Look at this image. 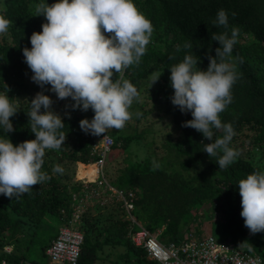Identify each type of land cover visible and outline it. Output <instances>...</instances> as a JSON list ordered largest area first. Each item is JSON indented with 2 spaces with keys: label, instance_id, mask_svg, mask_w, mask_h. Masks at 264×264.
I'll return each mask as SVG.
<instances>
[{
  "label": "trees",
  "instance_id": "1",
  "mask_svg": "<svg viewBox=\"0 0 264 264\" xmlns=\"http://www.w3.org/2000/svg\"><path fill=\"white\" fill-rule=\"evenodd\" d=\"M55 2L0 0V16L10 21L8 30L0 33V94L8 95L17 109L10 118L14 131L7 133L0 126V138H9L14 145L35 139L26 113L30 110L31 100L43 89L27 81L28 66L22 50L31 48L32 33L42 31V24L46 22L43 16H35V5ZM133 2L154 28L139 65L134 64L123 73L124 79L151 102V109L135 115L134 124L138 126L142 118L153 112L157 116L162 113L170 117L180 135L176 140L167 135L159 146L162 155L158 156L148 146L152 152L150 156L126 162L113 180H108L103 170L105 178L113 188L123 190L126 195L132 193L131 216L161 243L188 240L189 225L196 219L193 210L207 206L220 213L229 241L244 253L259 256L264 264V232L251 234L244 226L238 189L239 180L254 171H264V0ZM220 9L228 15L227 30L212 24ZM234 27L239 29V34L231 62L239 78L231 90L232 102L220 114V119L222 123L232 125L235 134L229 146L239 155L227 168L219 169L217 158L209 157L203 151L204 144L211 141L195 129L182 126L192 116L190 112L182 113L171 103L173 89L169 68L181 62L186 54H192L199 58L197 67L206 70L208 56H215V49L219 47L211 37L224 31L230 35ZM186 43H191L193 48H185ZM154 73L161 76L151 86ZM48 86L45 85L44 89ZM24 95L28 98L21 101ZM64 101L68 107L66 115H61L65 124L61 131L66 140L60 149L46 150L43 158L42 171L50 179L33 186L29 193L19 198L0 194V264H53L29 260L32 236L52 224L57 228L47 234L40 245L43 258L47 257L45 251L57 236L58 228L74 226L83 234L79 264H96L108 256L114 258L113 264H156L143 248L131 242L130 236L136 227L127 219L120 201L113 199L101 204L96 197L91 208L81 211L76 220L78 226L74 225L78 205L89 189L94 190L98 184L73 181L68 170L77 163H95L99 157L92 154L94 142L79 124L82 119L91 120L93 111L73 110L71 98ZM150 133L149 128H137L129 135L109 133L113 139L112 149L117 147L126 153L130 145L146 141L144 137ZM223 135L222 130L214 129L213 140ZM152 145L157 146L154 141H151ZM153 160L160 163L159 169L153 170ZM56 165L63 168L62 173L53 172ZM94 173V169L88 167L86 175L89 179ZM199 226L196 227V236H200ZM6 246L12 248L9 253L4 251ZM104 248L109 249L107 256L103 253Z\"/></svg>",
  "mask_w": 264,
  "mask_h": 264
},
{
  "label": "clouds",
  "instance_id": "2",
  "mask_svg": "<svg viewBox=\"0 0 264 264\" xmlns=\"http://www.w3.org/2000/svg\"><path fill=\"white\" fill-rule=\"evenodd\" d=\"M35 13L46 22L42 31L32 33L31 48L22 50L24 62L33 73L31 80L41 89L50 85L59 100L71 98L73 110L91 109L92 119L79 122L86 134L101 136L108 130H123L132 119L129 109L139 100L137 88L124 79L123 73L139 65L146 53L154 31L151 21L133 0H56L51 5L36 4ZM212 24L227 30L226 11L220 9ZM9 25L10 21L0 16V33H5ZM238 34L239 29L234 27L230 35L224 31L211 37L219 47L215 56H208L206 70L197 67L199 58L192 54L169 68L171 103L192 116L182 126L195 129L211 141L204 144L203 151L217 158L219 169L227 168L239 155L229 146L235 134L232 125L220 119L232 102L231 90L239 78L231 62ZM184 47L192 49L193 45L186 43ZM160 76L153 74L151 86ZM52 105L53 100L43 91L31 100L26 114L35 139L14 145L9 138H0V194L19 198L50 179L42 171L46 150H58L66 140L61 131L65 124ZM16 113L9 96L0 94V126L7 133L14 131L10 118ZM214 129L224 135L213 140ZM152 166L153 170L161 167L156 160ZM53 172L62 173L63 168L56 165ZM238 189L244 226L251 234L264 232V171H254L239 180Z\"/></svg>",
  "mask_w": 264,
  "mask_h": 264
},
{
  "label": "built area",
  "instance_id": "3",
  "mask_svg": "<svg viewBox=\"0 0 264 264\" xmlns=\"http://www.w3.org/2000/svg\"><path fill=\"white\" fill-rule=\"evenodd\" d=\"M104 135L107 136L104 137ZM88 136L94 142L92 154L99 157L95 162L99 173L94 182H97L98 188L108 197L123 203L127 219L136 227V230L131 233V242L143 248L150 260L156 264H263L259 256L244 253L229 240L218 242L210 234L196 236L195 231H189V239L184 242L161 243L155 235L150 234L131 216L132 193L126 195L123 190L113 188L104 176L105 158L113 146L109 131L101 136L91 134ZM98 144L100 146H97ZM97 198L101 204L107 203L101 197ZM82 243L81 231L74 226H61L45 253L53 264H79ZM4 251L9 253L11 250L8 251L5 247Z\"/></svg>",
  "mask_w": 264,
  "mask_h": 264
},
{
  "label": "rangeland",
  "instance_id": "4",
  "mask_svg": "<svg viewBox=\"0 0 264 264\" xmlns=\"http://www.w3.org/2000/svg\"><path fill=\"white\" fill-rule=\"evenodd\" d=\"M33 73L31 70L28 68V73H27V81L30 82L31 84H36L31 80V76ZM51 86H48L46 89L40 90L44 92L45 95H48L51 97L53 100V105L52 109L54 112L58 113L60 116L62 114L66 115L67 108L65 106V101L64 100H59L56 96L55 93L50 91ZM144 90V89H143ZM144 93V92H143ZM28 98L27 95H24L23 97L20 98L21 101H24ZM137 101L133 102V105L129 109V111L132 113V119H130L128 122H126L125 128L120 131L116 130H108L110 134L114 135H129L133 134L136 132V129L138 128L139 130L143 129H151V133L147 134L146 137H144V140L141 141V143L137 144L134 143L130 145L128 148V151L126 153L122 152L120 149L117 147L115 149H110V151L107 153L106 159H105V165H104V172L108 180H113L115 176L118 174V172L125 166L126 162H135L142 160L152 154V152H149L148 146L151 147V150L157 154L158 156L162 155L161 144L165 139L167 138V135L169 134L171 136L172 140H176L179 137V133L176 131L175 127L173 126L170 117L166 116L165 114L163 115L162 113L157 116L155 112L152 114L148 115L145 118H142L141 122L139 123L138 126H135L134 124V119L135 115L138 113H141L144 109L149 110L151 109V102L148 100L144 94H139V100H138V106H135V103ZM151 141H154V143L157 145L156 147L154 145L150 146ZM101 144V142H97ZM97 146H100V145ZM127 160V161H126ZM89 168H93L95 173L92 179H89L86 175V171ZM98 165L96 163L92 164H80L77 163L73 166L70 167L68 170L70 175L72 176L73 181H82V182H89V183H94L98 176ZM104 191L100 190L98 188V185L96 188L93 190L92 188L89 189V192L86 194L82 202L78 205L77 211L75 212L74 215V220L78 221L79 215L81 214V211L87 207L92 206L93 203L97 201L95 199L96 197H101L104 201L106 202H111L114 198L108 197L106 194V197H104ZM116 200V199H114ZM193 214L195 215L196 219L189 225V230L190 231H196V227L200 225L199 233L200 235H211L213 238L218 241H227L229 240V235L224 231L223 225H222V218L219 212L214 211L213 209H210L209 207L205 206L203 208H195L193 210ZM74 221V225H77V221ZM56 225L52 224L50 228L42 229L39 230L35 233L34 236H32V241L30 242V259H37L38 262H48L50 263V260L48 257H41L40 254V245L46 240L47 234H52L55 230ZM6 249L10 251L12 248L10 246H6ZM109 249L104 248L103 253L104 255L107 256V252ZM106 251V254H105ZM112 252V251H111ZM105 257V256H104ZM111 259V261L109 260ZM114 258L111 256H108V259L104 258L102 261H99L96 264H113Z\"/></svg>",
  "mask_w": 264,
  "mask_h": 264
},
{
  "label": "crops",
  "instance_id": "5",
  "mask_svg": "<svg viewBox=\"0 0 264 264\" xmlns=\"http://www.w3.org/2000/svg\"><path fill=\"white\" fill-rule=\"evenodd\" d=\"M59 228H60V227H59ZM59 228H58V229H59Z\"/></svg>",
  "mask_w": 264,
  "mask_h": 264
}]
</instances>
